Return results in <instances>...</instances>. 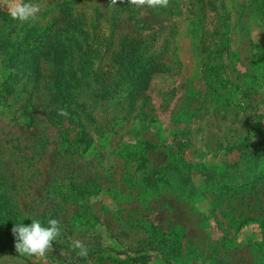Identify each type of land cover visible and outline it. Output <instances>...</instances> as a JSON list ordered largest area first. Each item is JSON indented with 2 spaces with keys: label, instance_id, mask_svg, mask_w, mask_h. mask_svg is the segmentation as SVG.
Here are the masks:
<instances>
[{
  "label": "rangeland",
  "instance_id": "rangeland-1",
  "mask_svg": "<svg viewBox=\"0 0 264 264\" xmlns=\"http://www.w3.org/2000/svg\"><path fill=\"white\" fill-rule=\"evenodd\" d=\"M33 2L0 7V252L55 218L34 264H264V0Z\"/></svg>",
  "mask_w": 264,
  "mask_h": 264
},
{
  "label": "clouds",
  "instance_id": "clouds-1",
  "mask_svg": "<svg viewBox=\"0 0 264 264\" xmlns=\"http://www.w3.org/2000/svg\"><path fill=\"white\" fill-rule=\"evenodd\" d=\"M122 0H119V3ZM127 2L137 8L147 7L151 9L166 8L169 0H127ZM113 5L118 0H111ZM7 6V11L12 19L20 22H35L41 11L40 5L33 0H3L0 7ZM66 115V112H61ZM79 225H77V228ZM12 233L15 236V249L20 256L36 257L44 259L46 255L53 251V242L61 235V222L55 218H49L45 225L39 219H32L31 224H16ZM72 247L77 249V255L86 257L89 253L88 247L80 240L74 241Z\"/></svg>",
  "mask_w": 264,
  "mask_h": 264
},
{
  "label": "trees",
  "instance_id": "trees-1",
  "mask_svg": "<svg viewBox=\"0 0 264 264\" xmlns=\"http://www.w3.org/2000/svg\"><path fill=\"white\" fill-rule=\"evenodd\" d=\"M184 164V163H182ZM113 252L115 254H119V255H125V257L133 263H140V264H146L149 261V255L147 254H140L138 256H133L130 255L122 250H113ZM4 255H13V256H17L20 257L21 259H23L24 261H26L29 264H34L33 262H31L30 260H28L27 258H25L24 256H20L19 254L15 253V252H11V251H5V252H0V257L4 256Z\"/></svg>",
  "mask_w": 264,
  "mask_h": 264
}]
</instances>
